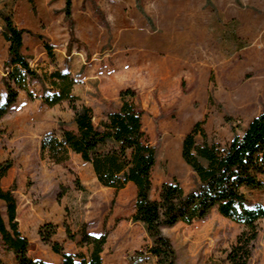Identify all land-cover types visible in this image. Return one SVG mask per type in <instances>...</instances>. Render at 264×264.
Masks as SVG:
<instances>
[{
	"label": "rangeland",
	"instance_id": "1",
	"mask_svg": "<svg viewBox=\"0 0 264 264\" xmlns=\"http://www.w3.org/2000/svg\"><path fill=\"white\" fill-rule=\"evenodd\" d=\"M66 2L0 0V11L32 32L24 34L23 52L43 77L29 80L0 119V171L11 164L0 187L15 188L19 229L33 258L61 261L39 235L47 222L58 226L52 241L66 252L88 255L65 228L77 233L85 223L92 234L108 231L103 264H157L147 252L151 238L132 220L133 184L120 190L103 186L74 153L58 164L41 156L42 138L52 131L60 135L59 123L72 125L74 116L67 102L44 103L49 74L71 73L78 103L92 106L96 123L120 105L122 90L134 89L143 128L157 148L152 197L174 178L189 191L196 178L181 150L194 124L205 119L210 140L226 146L264 111V0H71L70 18ZM7 49L0 30V104ZM246 195L264 204V188L247 189ZM0 209L8 222L2 200ZM244 229L212 209L202 219L162 231L178 264H208L223 258ZM0 260L16 264L1 235ZM248 264H264V218Z\"/></svg>",
	"mask_w": 264,
	"mask_h": 264
},
{
	"label": "trees",
	"instance_id": "2",
	"mask_svg": "<svg viewBox=\"0 0 264 264\" xmlns=\"http://www.w3.org/2000/svg\"><path fill=\"white\" fill-rule=\"evenodd\" d=\"M65 12L70 18L71 0H67ZM0 17L4 22L3 36L9 43V56L4 64L6 71L2 76L5 99L0 104L1 119L17 101L20 89L29 80L42 81L43 77L31 67L23 53V35L32 32L19 27L11 13L0 11ZM45 48L53 56L52 46L46 43ZM49 77L51 90H44V103L53 107L67 102L74 116L72 125L59 123L60 135L52 131L42 138L43 158L48 156L58 164L74 153L83 162L91 164L103 186L120 190L133 184L136 199L132 220L140 222L151 238L147 252L156 256L157 264H178L175 248L162 229L179 222L190 224L206 217L212 209L245 229L223 258L208 264L249 263L259 234V220L264 218V204L252 201L246 195L247 189L264 188V111L250 121L241 135L235 133L226 146L210 140L204 128L205 119L197 121L184 137L181 150L183 160L195 174L194 186L186 191L174 178L162 183L158 197L154 198L157 148L149 142L143 128L144 112L136 101V91L132 88L122 90L120 105L106 112L96 123L92 106L78 103L73 92L76 80L70 72L55 70ZM10 166L7 164L0 171V178L6 175ZM14 190L0 187V200L5 202L8 219L6 222L0 209V235L4 248L13 252L16 264H54L29 255V241L19 229ZM65 228L68 237L76 240L79 248L88 249V255L66 252L58 241H52L58 226L47 222L40 227L39 235L43 241L51 243L54 253L61 256V261L55 264H103L102 253L108 238L106 229L98 235L90 233L85 223L77 233L67 224ZM0 264H3L1 260Z\"/></svg>",
	"mask_w": 264,
	"mask_h": 264
},
{
	"label": "crops",
	"instance_id": "3",
	"mask_svg": "<svg viewBox=\"0 0 264 264\" xmlns=\"http://www.w3.org/2000/svg\"><path fill=\"white\" fill-rule=\"evenodd\" d=\"M3 27H4V22L3 21H1L0 22V30H1V35H2V38L4 39V41L7 43V47H8V49H7V53H6V55L3 57V67H4V64H5V62H6V60L8 59V56H9V43L6 41V39L4 38V36H3ZM20 27V26H19ZM23 28V27H22ZM23 37H24V35H23ZM24 53V52H23ZM4 69V68H3ZM19 99H20V94H19V97H18ZM4 99H5V96L3 97V101H4ZM18 99V100H19ZM3 101H2V103H3ZM16 103V102H15ZM14 106V105H13ZM89 164V163H88ZM91 165V164H90Z\"/></svg>",
	"mask_w": 264,
	"mask_h": 264
}]
</instances>
